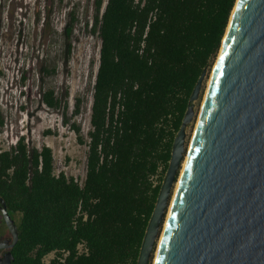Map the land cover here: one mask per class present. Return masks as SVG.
Instances as JSON below:
<instances>
[{
  "label": "trees",
  "instance_id": "obj_1",
  "mask_svg": "<svg viewBox=\"0 0 264 264\" xmlns=\"http://www.w3.org/2000/svg\"><path fill=\"white\" fill-rule=\"evenodd\" d=\"M42 1L35 15L40 102L64 110L63 124L89 149L87 174L83 183L57 175L53 150L25 135L0 150V196L12 218L20 217L12 264H45L51 254L50 264H138L175 138L201 76L219 56L237 0H109L105 10V0H95L91 32L102 44L89 141L72 122L83 100L69 117L68 90L60 96L50 83L60 40V61L65 68L71 61L78 8L70 7L59 34L54 16L65 0ZM80 244L87 254L78 253Z\"/></svg>",
  "mask_w": 264,
  "mask_h": 264
},
{
  "label": "water",
  "instance_id": "obj_2",
  "mask_svg": "<svg viewBox=\"0 0 264 264\" xmlns=\"http://www.w3.org/2000/svg\"><path fill=\"white\" fill-rule=\"evenodd\" d=\"M207 72L175 138L138 264L153 263L158 242L153 264H264V0H237L187 149ZM0 210L12 235L0 250H11L19 230L1 196ZM13 260L9 252L0 264Z\"/></svg>",
  "mask_w": 264,
  "mask_h": 264
},
{
  "label": "rangeland",
  "instance_id": "obj_3",
  "mask_svg": "<svg viewBox=\"0 0 264 264\" xmlns=\"http://www.w3.org/2000/svg\"><path fill=\"white\" fill-rule=\"evenodd\" d=\"M42 3V0H0V150H8L25 135L32 145L38 148L48 146L53 150L57 175L63 172L67 177H74L83 183L87 174L88 147L81 145L77 135L63 124V109L49 110L40 102V77L36 58L42 46V27L35 23V15ZM65 5L54 16V27L59 34L63 33L70 7L78 8L80 22L75 30L74 50L67 68L60 61L63 49L60 38V43L54 47V55H59V69L50 83L60 96L68 90L69 117L73 116L77 99L83 100L81 115L73 118L72 122L81 125L82 133L89 141L94 86L102 44L99 35L91 32L95 0H65ZM216 62L208 70L200 99L195 102V118L187 128V149L193 140ZM25 72L29 75L26 85H23L22 76ZM49 131L53 134L47 135ZM14 219L19 222L20 217L15 216ZM0 229L8 236L9 231L1 212Z\"/></svg>",
  "mask_w": 264,
  "mask_h": 264
},
{
  "label": "flooded vegetation",
  "instance_id": "obj_4",
  "mask_svg": "<svg viewBox=\"0 0 264 264\" xmlns=\"http://www.w3.org/2000/svg\"><path fill=\"white\" fill-rule=\"evenodd\" d=\"M0 212H1V210H0ZM1 215H2V213H1ZM2 218H3V216H2ZM3 221H4V219H3ZM4 223H5V221H4ZM5 225H6V223H5ZM6 227H7V226H6ZM7 229H8V228H7ZM0 230H1V229H0ZM8 231H9V230H8ZM9 236H10V237H9ZM11 240H12V235H11L10 231H9L8 236H5L4 233L0 231V243L7 242V241H11ZM9 252H12V249H11V250H5V249L0 250V262L3 261V260L5 259V256H6L7 253H9ZM12 262H13V261H12Z\"/></svg>",
  "mask_w": 264,
  "mask_h": 264
},
{
  "label": "built area",
  "instance_id": "obj_5",
  "mask_svg": "<svg viewBox=\"0 0 264 264\" xmlns=\"http://www.w3.org/2000/svg\"><path fill=\"white\" fill-rule=\"evenodd\" d=\"M78 253L81 255V254H87L88 253V249L86 247L85 244H80L78 246ZM55 258V255L54 254H51L49 256H47L45 259H44V263L45 264H50L51 261ZM61 262H64V260H61Z\"/></svg>",
  "mask_w": 264,
  "mask_h": 264
},
{
  "label": "bare ground",
  "instance_id": "obj_6",
  "mask_svg": "<svg viewBox=\"0 0 264 264\" xmlns=\"http://www.w3.org/2000/svg\"><path fill=\"white\" fill-rule=\"evenodd\" d=\"M210 82V81H209ZM186 165V161H185V163H184V165H183V167ZM160 241H161V239H160Z\"/></svg>",
  "mask_w": 264,
  "mask_h": 264
}]
</instances>
